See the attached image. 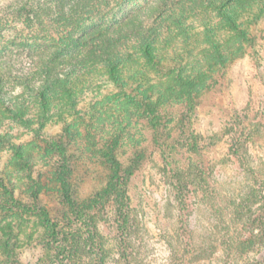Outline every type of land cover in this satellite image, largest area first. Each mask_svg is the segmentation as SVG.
Here are the masks:
<instances>
[{"label": "trees", "instance_id": "trees-1", "mask_svg": "<svg viewBox=\"0 0 264 264\" xmlns=\"http://www.w3.org/2000/svg\"><path fill=\"white\" fill-rule=\"evenodd\" d=\"M16 10L28 34L0 49V123L15 119L39 131L54 110L63 126L43 147L50 175L34 182L30 200L18 197L7 173H0V210L38 217L37 240L52 264H84L93 250L100 258L105 246L97 205L74 197L76 160L88 154L106 167L108 179L97 195L101 208L111 203L122 228L129 222L131 179L151 148L161 151L178 191L186 189L185 169L173 158L181 149L191 164L202 156L196 109L255 44L250 28L264 15V0H21ZM97 78L118 90L80 107ZM7 142L0 133V145ZM30 148L15 145L10 163L31 166ZM44 190L70 212L54 218L50 205L41 203ZM259 219L257 232L228 243L227 264L240 257L247 258L242 264H264V217ZM78 220L93 227L83 234L74 226ZM1 230L0 264H17L16 229L8 224Z\"/></svg>", "mask_w": 264, "mask_h": 264}, {"label": "rangeland", "instance_id": "rangeland-1", "mask_svg": "<svg viewBox=\"0 0 264 264\" xmlns=\"http://www.w3.org/2000/svg\"><path fill=\"white\" fill-rule=\"evenodd\" d=\"M20 2L0 0V49L12 41L19 43L28 34L17 15ZM250 30L256 36L255 44L228 67L219 88L196 109L194 129L200 136L202 156L191 164L189 152L181 149L173 158L185 169L186 189L178 191L161 151L151 148L131 179L129 222L122 228L111 203L101 208L97 195L108 179L106 167L88 154L76 160L74 197L78 203L97 205V224L105 246L100 258L93 250L84 264H227L229 244L258 231L255 226L264 217V15ZM117 90L111 80L97 78L79 106L86 108L92 96ZM57 113L52 110L39 131L15 119L0 123V133L10 141L0 145V173H7L18 197L30 200L34 182L48 180L51 159L43 156V147L62 130ZM13 143L31 145V166L24 160L18 165L10 163L15 154ZM39 173H43L40 178ZM41 203L50 205L54 218L70 212L49 190L43 191ZM8 224L20 238L17 264H43L44 260L52 264L48 248L37 240L41 227L36 215L0 210V233ZM74 226L81 227L83 234L93 227L80 220ZM2 254L0 249V258ZM246 259L235 258L237 264Z\"/></svg>", "mask_w": 264, "mask_h": 264}]
</instances>
